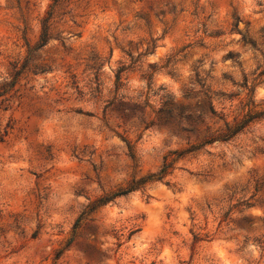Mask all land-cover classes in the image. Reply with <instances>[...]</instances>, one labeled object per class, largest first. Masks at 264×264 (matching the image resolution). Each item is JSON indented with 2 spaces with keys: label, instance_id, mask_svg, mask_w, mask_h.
<instances>
[{
  "label": "rangeland",
  "instance_id": "1",
  "mask_svg": "<svg viewBox=\"0 0 264 264\" xmlns=\"http://www.w3.org/2000/svg\"><path fill=\"white\" fill-rule=\"evenodd\" d=\"M0 264H264V0H0Z\"/></svg>",
  "mask_w": 264,
  "mask_h": 264
},
{
  "label": "trees",
  "instance_id": "2",
  "mask_svg": "<svg viewBox=\"0 0 264 264\" xmlns=\"http://www.w3.org/2000/svg\"><path fill=\"white\" fill-rule=\"evenodd\" d=\"M202 87H203L202 91L199 92V95H200L199 96V99H200L199 101H200V103L206 104L207 111L209 113H211L212 115L216 116V111H215L214 106H213L212 97L210 96L209 89L207 87H205V85H202ZM199 111H200L199 115L201 116L203 114V107L200 106ZM218 118L224 121V119L221 116H218ZM245 122H246V120L241 122V123H239V124L231 126V125L228 124L227 121H224L225 131L224 132H220L216 136H211L209 139H207L205 141V143H212L215 140L224 141V140L228 139L233 134L238 132L244 126Z\"/></svg>",
  "mask_w": 264,
  "mask_h": 264
}]
</instances>
